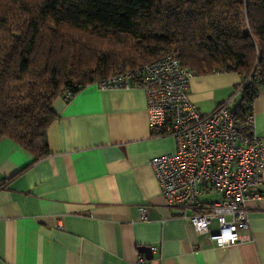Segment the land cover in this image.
<instances>
[{
	"label": "crops",
	"instance_id": "crops-1",
	"mask_svg": "<svg viewBox=\"0 0 264 264\" xmlns=\"http://www.w3.org/2000/svg\"><path fill=\"white\" fill-rule=\"evenodd\" d=\"M240 82L238 73L194 76L190 99L200 112H213ZM53 109L49 156L3 187L33 156L0 140V264H139L147 257V264H264V198L248 202L250 230L227 247L167 207L150 161L174 153L176 143L153 135L143 89L95 83L68 101L59 97ZM252 112L264 138V88ZM221 198L206 194L200 202Z\"/></svg>",
	"mask_w": 264,
	"mask_h": 264
},
{
	"label": "trees",
	"instance_id": "trees-1",
	"mask_svg": "<svg viewBox=\"0 0 264 264\" xmlns=\"http://www.w3.org/2000/svg\"><path fill=\"white\" fill-rule=\"evenodd\" d=\"M168 55L193 76L240 74L238 113H252L264 0H0V140L33 156L1 187L49 156L56 99Z\"/></svg>",
	"mask_w": 264,
	"mask_h": 264
},
{
	"label": "built area",
	"instance_id": "built-area-1",
	"mask_svg": "<svg viewBox=\"0 0 264 264\" xmlns=\"http://www.w3.org/2000/svg\"><path fill=\"white\" fill-rule=\"evenodd\" d=\"M193 77L176 55H168L96 84L100 89L146 92L153 135L172 137L176 143L174 153L150 161L167 207L198 235L227 247L250 230L248 202L264 198V138L256 132L253 112L245 117L238 113L240 90L213 112H200L189 95ZM73 96L69 91L63 98ZM206 194L222 198L202 204ZM148 217L143 209L141 221ZM154 252L157 247L151 248ZM147 262L139 259V264Z\"/></svg>",
	"mask_w": 264,
	"mask_h": 264
},
{
	"label": "water",
	"instance_id": "water-1",
	"mask_svg": "<svg viewBox=\"0 0 264 264\" xmlns=\"http://www.w3.org/2000/svg\"><path fill=\"white\" fill-rule=\"evenodd\" d=\"M150 249L149 248H141V252H147V251H149ZM152 255H149V257H151ZM147 259H148V257H147Z\"/></svg>",
	"mask_w": 264,
	"mask_h": 264
},
{
	"label": "rangeland",
	"instance_id": "rangeland-1",
	"mask_svg": "<svg viewBox=\"0 0 264 264\" xmlns=\"http://www.w3.org/2000/svg\"><path fill=\"white\" fill-rule=\"evenodd\" d=\"M208 113H211V112H208Z\"/></svg>",
	"mask_w": 264,
	"mask_h": 264
}]
</instances>
